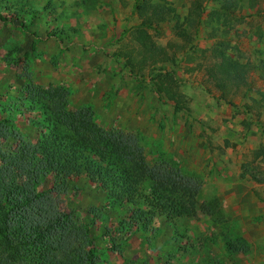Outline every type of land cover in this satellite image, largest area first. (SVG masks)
Segmentation results:
<instances>
[{
  "label": "rangeland",
  "instance_id": "1",
  "mask_svg": "<svg viewBox=\"0 0 264 264\" xmlns=\"http://www.w3.org/2000/svg\"><path fill=\"white\" fill-rule=\"evenodd\" d=\"M143 1L0 0L6 20L0 21V122L20 135L0 138V151L18 158L46 130L25 92L61 88L70 108H89L99 128L134 135L150 165L203 182L195 217L170 223L153 216L148 226L130 228L123 221L131 222V212L105 208L100 184L75 175L56 191L53 175L46 176L39 192L90 228L100 264H264V161L257 156L264 146V0H203L193 27L186 18L194 0H146L169 9L148 30L149 41L166 48L170 59L155 66L139 63L134 32ZM177 25L187 38L176 34ZM223 44L228 57L247 64L251 87L230 89L227 101L207 73L216 60L211 48ZM157 69L182 95V110L157 93ZM242 239L248 253L227 250L226 243ZM6 256L0 264L22 263Z\"/></svg>",
  "mask_w": 264,
  "mask_h": 264
},
{
  "label": "trees",
  "instance_id": "2",
  "mask_svg": "<svg viewBox=\"0 0 264 264\" xmlns=\"http://www.w3.org/2000/svg\"><path fill=\"white\" fill-rule=\"evenodd\" d=\"M202 1L194 0L186 18L192 27L203 15ZM223 8L229 10L230 6L225 4ZM136 9L141 23L134 35L143 53L139 63L155 66L168 62L167 49L150 42L148 30L165 21L169 9L146 0ZM1 10L0 7V21H6ZM176 34L182 38L189 35L178 25ZM226 47L223 44L211 48L216 60L207 69L224 92L221 98L224 101L226 92L232 88L251 91L247 64L228 57ZM160 71L152 78L157 93L173 102L176 112L182 110V95L163 81L165 75ZM23 99L31 110L43 113L46 130L42 139L29 145L18 158L7 159L0 151V262H6L8 255L20 259L21 264H100L101 252L92 243L90 228L77 224L73 214L60 211L49 194L39 192L38 185L49 174L55 179L56 191L66 188L67 181L75 175L100 184L106 193L105 208L127 207L131 212V222L123 221L124 226L130 223V228L148 226L153 216L174 223L182 217L197 215L198 207L203 205L199 203L203 186L199 177L168 166L150 165L134 135L99 128L89 108H70L68 93L61 88L30 87ZM12 127L0 122V138L19 139V133ZM257 156L264 161V146ZM204 207L211 215L212 209ZM92 213L95 214V209ZM226 247L229 252H249L244 239L240 243L228 242Z\"/></svg>",
  "mask_w": 264,
  "mask_h": 264
}]
</instances>
